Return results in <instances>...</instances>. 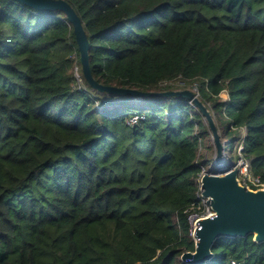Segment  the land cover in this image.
<instances>
[{
  "label": "trees",
  "instance_id": "16d2710c",
  "mask_svg": "<svg viewBox=\"0 0 264 264\" xmlns=\"http://www.w3.org/2000/svg\"><path fill=\"white\" fill-rule=\"evenodd\" d=\"M63 1L97 84L195 88L229 161L264 184V0ZM209 135L184 98L95 92L64 14L0 0V264H186ZM211 251L264 264L251 236Z\"/></svg>",
  "mask_w": 264,
  "mask_h": 264
},
{
  "label": "water",
  "instance_id": "95a60500",
  "mask_svg": "<svg viewBox=\"0 0 264 264\" xmlns=\"http://www.w3.org/2000/svg\"><path fill=\"white\" fill-rule=\"evenodd\" d=\"M30 8L61 12L73 28L79 54L81 74L89 87L97 93L112 97L160 98L181 97L193 104L204 117L213 141L217 145L214 164L201 177V195L213 214L209 219L198 220L193 238L194 251L185 252L180 260L186 264H206L214 257L211 248L220 239L252 237L256 244L264 243V189H250L240 184L236 165L225 166L224 148L219 145V135L212 117L189 90L162 93H143L133 89H122L97 84L91 76L88 64V41L83 25L72 8L63 0H15Z\"/></svg>",
  "mask_w": 264,
  "mask_h": 264
},
{
  "label": "built area",
  "instance_id": "2783aa9c",
  "mask_svg": "<svg viewBox=\"0 0 264 264\" xmlns=\"http://www.w3.org/2000/svg\"><path fill=\"white\" fill-rule=\"evenodd\" d=\"M75 78L79 79V75L75 73ZM135 122V118L131 120V123ZM241 147L239 148L240 153ZM228 162V163H227ZM225 166L236 165L239 169L238 179L243 186H247L250 189H264V184L261 183L259 178L253 177L249 171L248 163L243 159H238L235 163H231L227 160ZM206 171H202L197 179L196 186L197 192L195 194V202L190 206L188 210L185 211L187 213V222H188V237L193 241L195 236L196 223L198 220L209 219L211 218L213 212L209 205L207 204V199L201 195L200 191V179L202 175ZM231 264H238L235 262H231Z\"/></svg>",
  "mask_w": 264,
  "mask_h": 264
},
{
  "label": "rangeland",
  "instance_id": "374dc122",
  "mask_svg": "<svg viewBox=\"0 0 264 264\" xmlns=\"http://www.w3.org/2000/svg\"><path fill=\"white\" fill-rule=\"evenodd\" d=\"M77 71L75 70L74 71V73H76ZM77 80V82H78V84L81 82L80 81V79H76ZM183 90H189V91H191L195 96H197V98H198V95H197V91H196V89L195 88H193V87H189V88H183ZM220 97H221V99H222V101H224V100H226L227 99V95H226V92H222L221 94H220ZM199 99V98H198ZM130 104H138V100H132L131 102H130ZM209 134H210V132H209ZM219 135V134H218ZM206 141L208 142V145H210L211 146V148H212V151L211 152H209V153H204V160H205V162H207L206 160H210V163H208V165H207V170L209 169V168H211L212 167V165L214 164V158L216 157V152H217V145H216V143L213 141V139H212V137H211V135H209L208 137H207V139H206ZM219 145H221L223 148H224V144L226 143V142H224V141H222L221 140V137L219 136ZM239 148L240 147H237V149H236V154H239L238 152H239ZM230 155H229V153L225 150V151H223V158H224V163H226L227 162V160L229 161V157ZM228 163V162H227ZM204 170V171H207V170ZM240 182V181H239ZM241 184V183H240ZM242 185V184H241Z\"/></svg>",
  "mask_w": 264,
  "mask_h": 264
}]
</instances>
